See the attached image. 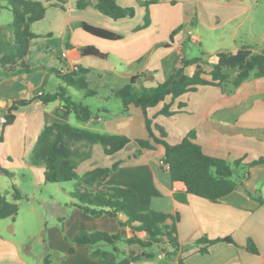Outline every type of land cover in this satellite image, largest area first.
<instances>
[{"label": "crops", "instance_id": "obj_1", "mask_svg": "<svg viewBox=\"0 0 264 264\" xmlns=\"http://www.w3.org/2000/svg\"><path fill=\"white\" fill-rule=\"evenodd\" d=\"M36 1L52 4L44 18L31 28L38 37L29 43L26 64L35 70L4 78L0 69V119L16 100L58 90L60 80L43 67L68 72L80 65L89 69L88 76L120 75L127 81L130 76L141 74L137 86L149 87L174 74L182 59L199 57L189 55V47L195 44H200L202 51L208 53L209 62L215 61L217 52H235L242 45H249L255 52L264 51V29L261 33L256 31L264 18V0H116L122 7L135 8L133 17L119 19L99 12L94 7L95 0H88L90 4L81 9L76 7L78 0ZM140 1H152L148 6L150 23L146 27H142L145 7ZM12 16L6 0H0V57L14 46L9 26ZM80 22L107 29L120 38L94 36L77 26ZM180 24L187 26L169 41L171 31ZM243 30L246 31L242 33ZM66 42L74 48L66 49ZM83 46L96 47L107 57L82 55L77 48ZM194 69V65H189L184 73L191 75ZM204 69L209 71L210 66L204 65ZM113 89L116 88H110L109 92ZM164 104H169V110L174 111L172 115L160 113ZM101 111L114 116L106 118L92 113L93 118L85 126L131 140L148 138L140 108L130 105L127 110L122 107L116 113L107 108ZM14 114L11 124L4 126L0 122V264H45L44 259L47 264H101L90 258L85 246L68 253L69 241L81 230H103L119 233L122 238L135 235L146 239V232L121 226L114 217H93L82 212L67 197L63 215L56 216L52 224L40 222L38 240L43 244V252L34 261L30 260V251H24L26 236L16 237L18 200L4 193L12 184L17 186V170L29 173L35 185L44 182L43 168L27 161L31 149L45 125L70 121L57 100L45 104L32 99L19 106ZM147 115L152 123L163 127L169 144L178 143L193 130L194 141L209 156L229 162L242 159V164L264 158V77L244 81L231 94L222 92L220 86L199 85L174 100L166 97L148 108ZM98 145L92 147L91 157L79 164L78 174L95 167H110L114 162L120 164L103 181L96 182L94 190L110 186L131 188L136 191L139 204L170 214L178 212L180 216L177 232L182 249L175 257L156 252L153 258L134 261L128 255H120L113 264H264V202L254 197L259 195L264 199V164L249 167V174L242 180L243 189L232 191L218 202L188 194L187 202L182 203L173 195L183 193L184 185L173 182L168 168L162 166V145L141 149L136 157H132L136 149L133 143L113 156H105ZM1 169L10 172L12 178ZM243 172L240 165L234 170L233 178ZM119 218L125 220L121 214ZM225 237L232 242L222 241L211 246L196 243L201 238ZM249 239L256 246L257 254L248 251ZM129 247L123 244L125 251L140 252L135 244ZM202 248H207V252H199Z\"/></svg>", "mask_w": 264, "mask_h": 264}, {"label": "trees", "instance_id": "obj_2", "mask_svg": "<svg viewBox=\"0 0 264 264\" xmlns=\"http://www.w3.org/2000/svg\"><path fill=\"white\" fill-rule=\"evenodd\" d=\"M140 3L145 7L142 27H146L150 23L148 6L152 1H140ZM51 4L49 1L6 0V6L13 15L9 26L13 34L14 46L9 53L0 57V69L4 78L15 77L35 70L26 64L29 43L38 37L31 28L34 23L44 18L45 11ZM89 4L88 0H78L76 7L81 9ZM60 7L64 9V4H61ZM94 7L113 19L133 17L135 14L133 7H122L116 0H95ZM77 26L104 39L120 38L118 34L86 22H80ZM186 26V24H180L173 29L169 41H172L173 37ZM65 45L66 49L74 48L70 43L66 42ZM164 45L167 46L168 43H164ZM77 50L82 55L107 57V54L93 46H83ZM189 65L195 66L191 75L184 73V68ZM204 65H209L210 70L206 71ZM43 69L48 70L60 80L58 90L53 93H42L31 99L16 100L8 108L3 125L11 124L15 118V110L19 106L28 104L32 99L40 100L45 104L56 100L60 101L64 114H73L76 123L63 122L45 125L38 134L27 161L32 166L43 168V179L46 183L60 184L65 181H73L74 188L72 191H68L67 195L70 198V203L82 212L93 217L102 215L114 217L121 226H128L134 232L147 233L146 239L142 240L135 235L122 238L119 233L81 230L69 241L68 253H73L78 246H85L88 248L92 260L101 264H113L120 255H128L134 261L153 258L156 252L173 258L182 249L177 232V223L180 219L178 212L170 214L139 204L138 195L131 188L110 186L102 187L99 190L93 189V185L108 177L117 169L120 162H114L110 167H95L83 174H78L79 164L91 157L92 147L95 144L102 147L105 156H113L133 143L136 149L132 157L138 156L141 149H154L156 144L162 145L164 148L161 158L162 166L167 165L173 182H181L184 185L183 193L173 195L177 201L182 203L187 202L188 194L218 202L232 191L243 189L242 180L249 174V167L264 164V158L242 164V159L229 162L219 157L209 156L194 141L195 132L193 130L188 131L178 143L169 144L164 140L166 132L163 127L156 124L158 135L154 133L152 119L147 115L148 108L163 102L166 97L174 100L186 92L195 90L199 85L220 86L222 92L231 94L244 81L250 78L264 77V51L255 52L249 45H242L235 52H217L214 62H209L203 58V55L182 59L177 71L156 86H137L141 74L130 76L127 83L114 89L111 95L121 101L124 111L130 105L142 110L148 133L147 139L131 140L124 135L99 132L85 126L93 118L92 111L82 103L73 101L65 90L67 87H71L84 91L87 96L94 95L95 91L88 89L85 82V75L89 69L80 65H76L68 72L47 67H43ZM205 75L209 78L206 79ZM160 113L169 116L174 111L169 110V104H164ZM0 141H2L1 135ZM240 165H243L244 172L233 178L234 170ZM2 171L10 179L12 178L10 172ZM4 194H10L14 200L24 198V195L14 184L11 185V191H5ZM254 197L260 203L264 202V199L259 195ZM120 214L125 217V220L119 218ZM222 241L232 242L229 237H225L201 238L196 243L205 242L211 246ZM119 243L128 246L135 244L140 248V252L120 249ZM152 246L157 247L156 252L146 251ZM247 249L249 252L257 254L256 246L250 239L247 240ZM199 252L206 253L207 248L199 249ZM44 263L47 264L46 259H44Z\"/></svg>", "mask_w": 264, "mask_h": 264}, {"label": "rangeland", "instance_id": "obj_3", "mask_svg": "<svg viewBox=\"0 0 264 264\" xmlns=\"http://www.w3.org/2000/svg\"><path fill=\"white\" fill-rule=\"evenodd\" d=\"M248 26L249 24L246 25V28ZM259 27L260 29L256 31L261 33L264 29V18L259 24ZM245 31L246 30H243L241 32L243 33ZM189 48V55L201 56V54H203V56L208 59V53H204V51H202L203 48L200 44H195ZM101 76L102 75L99 76L97 74L89 76L88 74L85 75V82L88 89L96 91L94 95L87 96L84 94V91L75 90L71 87L68 88V91H65L73 101L80 102L87 106L93 114H99L106 118H110L114 115L103 113L101 111L102 108L109 109L111 113H116L122 108L121 101L112 96L109 92L110 88H119L127 83V80L123 79L120 75L112 76L103 74V76ZM68 119L70 123H76L73 114H70ZM152 124L153 132L158 135V130L155 127L156 123ZM132 146H134V144ZM98 147L100 146L98 145ZM16 185L17 189L24 195V198L18 200L16 210V237L21 238V235L26 236L25 240L27 245L24 247V251H30V255L28 257L30 260L34 261V257H38L43 252V244L38 240V227L40 226V222L42 225L52 224L55 221L56 216H61L65 213L63 205L69 198L65 190L67 192L72 191L74 188V182L65 181L58 185L42 182L41 184L35 185L34 178L29 173L17 170ZM9 191H11V187ZM126 247L130 248L127 245ZM119 248L123 249V244H120ZM150 250L156 252L157 247L152 246L151 248L146 249V251Z\"/></svg>", "mask_w": 264, "mask_h": 264}, {"label": "built area", "instance_id": "obj_4", "mask_svg": "<svg viewBox=\"0 0 264 264\" xmlns=\"http://www.w3.org/2000/svg\"><path fill=\"white\" fill-rule=\"evenodd\" d=\"M61 72H66V71H64V70H60ZM4 121H5V117H2L1 119H0V122H2V123H4ZM162 164V163H161ZM164 167H166L167 168V165H163Z\"/></svg>", "mask_w": 264, "mask_h": 264}]
</instances>
